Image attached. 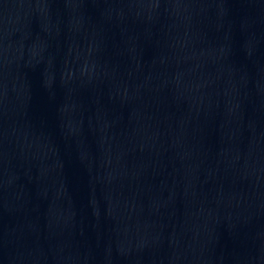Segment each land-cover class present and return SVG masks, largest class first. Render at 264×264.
<instances>
[{"label":"water","instance_id":"obj_1","mask_svg":"<svg viewBox=\"0 0 264 264\" xmlns=\"http://www.w3.org/2000/svg\"><path fill=\"white\" fill-rule=\"evenodd\" d=\"M0 264H264V0H0Z\"/></svg>","mask_w":264,"mask_h":264}]
</instances>
